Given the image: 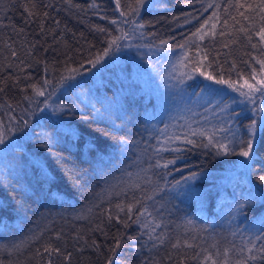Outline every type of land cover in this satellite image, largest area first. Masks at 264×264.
<instances>
[{"label": "trees", "instance_id": "obj_1", "mask_svg": "<svg viewBox=\"0 0 264 264\" xmlns=\"http://www.w3.org/2000/svg\"><path fill=\"white\" fill-rule=\"evenodd\" d=\"M259 2L145 0L138 13L121 16L136 0H119V8L116 0H0V264H264V239H257L264 237V202L247 199L250 189H264V112L256 107L264 96L249 103L219 85L218 106L229 100L223 106L231 112L206 109L200 84L212 81L199 74L240 87L254 82L255 69L257 79V61L264 60ZM132 19L144 27L123 22ZM205 21L203 39L193 36ZM122 31L130 40L109 53L116 61L95 89L58 103L72 69L80 75L102 68L104 50ZM198 79L199 90L191 85ZM152 84L161 91L154 96ZM166 89H183L182 103ZM37 90L53 96L58 109L50 111ZM160 107L178 109L163 114ZM215 117L241 123L238 142L237 129L217 133L237 153L255 123L248 160L201 146L206 137H192L196 146L182 142L189 125L224 127L221 120L211 127L197 121ZM51 122L53 130L46 129ZM169 160L176 162L155 166ZM237 179L243 188L234 189ZM49 246L59 253L46 252Z\"/></svg>", "mask_w": 264, "mask_h": 264}, {"label": "snow or ice", "instance_id": "obj_2", "mask_svg": "<svg viewBox=\"0 0 264 264\" xmlns=\"http://www.w3.org/2000/svg\"><path fill=\"white\" fill-rule=\"evenodd\" d=\"M117 3V7L119 8L120 3L119 0H116ZM145 5V0H136L135 5H129L127 12H121V16H125L127 15L128 12L130 13H138L139 10L144 7ZM208 7H212L211 4L208 5ZM240 7H243V5H240ZM252 7V6H249ZM256 8L259 9V11L261 13H264V0H260L258 5H255ZM215 16V13L213 14ZM219 17H216V19H218ZM247 19V17H246ZM261 19H264V16H261ZM124 23H132L136 29H142L144 27L143 24H136L135 19H132L131 21H123ZM112 23H117L116 21H112ZM210 23V21H205V24L201 26L200 29H198L195 33H193V36L198 37L199 39H203V30L205 27H207V25ZM212 29H215L216 25L215 23L211 24ZM100 31H104L103 29H99ZM256 35H258L260 37V39L262 41H264V26H262L260 28V30L256 33ZM249 39H251V37H249ZM125 40H130V36L128 33L123 32L121 33V35L119 37H114L111 41H109L108 43V48L104 50L103 55L104 56H108V54L110 52H112L114 49L116 51L119 50L120 48V44L118 43L119 41H125ZM180 48H185L186 44H181L179 45ZM99 55L97 56V60H93L90 61V63L92 64V67H96V64L99 60ZM187 57H182L181 60L179 61V63L183 64L184 59H186ZM260 66H261V79L257 80L256 79V75H255V69H253V73H252V80L254 81L253 83H249L247 81H245L244 85H241L240 87H237L236 84H234L233 82H231L230 80H225L222 78H217L211 74H206L205 72L201 71L199 74L201 76H203L205 78V80L208 81H212L215 84L218 85H226L227 87L231 88L233 91L239 92V94L241 96H243L245 98V100L249 103H255L256 102V93H260L262 96H264V60H260L257 61ZM184 67H187V65H184ZM199 67L200 65L197 64V67L192 68L191 72H195V71H199ZM79 70L78 69H72V73L76 74ZM191 72H183L181 73V75L186 78V79H192V75ZM45 83H47V81H45ZM247 88V90H243L244 88ZM202 91H206L207 92V96L204 97L205 99V108L207 109V105L211 104L213 106V109H215L219 104H220V99L223 96V93H220V91L218 89H212L209 88L207 85L204 86V89H202ZM37 94L40 96L44 95V91L43 90H37ZM213 97H215V99H213ZM230 107V105H226V106H221L220 107V111L224 112L227 111V108ZM259 111L264 112V108L259 109ZM149 121L151 119V117L148 118ZM26 123V121H25ZM262 123H264V121H262ZM250 129V135H249V139H247L246 141H241V143L243 144V150H241L240 152H236L235 149L231 150V151H227V144H225L223 142V139L218 140L217 139V133L218 132H226L229 130V128L227 126L225 127H212V128H200V129H194L191 128V126H188V131L183 132V143L185 144H189V145H193L196 146L197 145V141L192 139V137H201L204 138L206 137L208 140V144L207 145H203L201 143V146H214L217 149V154H221V152L224 155H239L241 157L245 158V161L248 160L251 155H252V151H253V140L255 139V128L256 125L255 123L250 124L249 126ZM4 138H5V134L3 132H0V144L4 143ZM173 139L172 137H169L168 140H164L163 143L164 144H168L169 140ZM176 140L180 139V136L177 135L175 136ZM224 139H229V137H225ZM122 143H127L126 141H122ZM167 150H172L175 152H180L181 149L180 148H175V149H168V148H161L158 149V151H167ZM177 159H179V157H177ZM245 161H241L242 166L244 167H249V165H247L245 163ZM176 161L175 160H169V161H165L163 164L160 163V161L156 162V167H163V168H167L169 164H174ZM187 180H192L195 179V176H188L186 177ZM179 183V182H178ZM260 183L264 184V177H262L260 179ZM257 195L259 196L261 202H264V189H250L249 190V195L247 197V199L249 200H254ZM117 207H121L120 205H117ZM132 211V205L128 206V212L131 213ZM147 208H145L142 212H140V215L143 216L145 215V213H147ZM150 215V213H149ZM151 238V237H150ZM257 239H264V237H257ZM255 247V245H253L251 248H248V252L251 253L253 248ZM45 251L48 252L49 254H52L53 252L55 253H59V249H53L50 246L45 248ZM261 254H264V246H262L259 250H258ZM227 254V252H226ZM250 259H256V257L251 256L249 257ZM262 258H264V256H262ZM209 260H211V257H208ZM49 264H51V261H49ZM108 264H113L112 260L108 261ZM212 264H216V261L213 260ZM224 264H228V261L225 260ZM238 264H247V260L244 261H238Z\"/></svg>", "mask_w": 264, "mask_h": 264}, {"label": "rangeland", "instance_id": "obj_3", "mask_svg": "<svg viewBox=\"0 0 264 264\" xmlns=\"http://www.w3.org/2000/svg\"><path fill=\"white\" fill-rule=\"evenodd\" d=\"M154 12H157L155 9H154ZM257 79L259 80V79H261V75H258L257 76ZM200 80L201 79H198V80H196L195 81V83L196 82H200ZM205 81H207V80H205ZM210 83V82H209ZM171 87V86H170ZM181 91V94H183L182 93V89L180 90ZM173 92H174V89L171 91V92H168V90L166 89V91H165V93L166 94H173ZM156 93H158V92H156ZM169 96V95H168ZM114 104V103H113ZM49 105L50 106H52V107H54L56 110L58 109V106H55L51 101L49 102ZM178 109V107H176L175 109H172L171 107H169V108H164V107H160L159 108V110L161 111V113H163V114H167V113H170V112H173V111H175V110H177ZM97 119H106L107 120V118H101L100 116H98L97 117ZM261 119H264V118H261ZM216 120H221V121H223L224 122V127L225 126H227L229 129H237L238 130V135H240V139H237V142L239 141V140H241L242 139V133H241V131H240V126H242L241 125V123L239 122V121H235V120H233V121H229V120H225V119H221V118H216L215 117V119H212V120H203V121H201V120H197V121H199V122H201L202 123V126H205V125H207L208 127H211V126H213V124H215V123H218V122H215ZM262 123V122H261ZM221 124V123H220ZM99 125H102V126H105V123H103V122H99ZM206 126V127H207ZM247 135H250V129H249V132H248V134ZM239 138V137H238ZM67 148H70V146H67V145H65ZM239 178H241V177H239ZM242 179V178H241ZM239 182V179H237V180H235V183H236V187L234 188V189H238V188H241V186H242V188H243V185H241L240 183H238ZM240 191V190H239ZM238 195V194H237ZM239 196V195H238ZM252 224H254V223H252ZM252 227L250 226V227H244V229H251ZM229 230V229H228ZM242 233H243V231H242Z\"/></svg>", "mask_w": 264, "mask_h": 264}]
</instances>
